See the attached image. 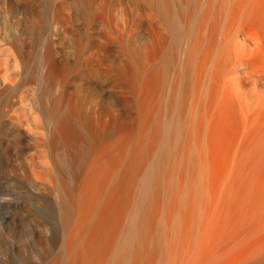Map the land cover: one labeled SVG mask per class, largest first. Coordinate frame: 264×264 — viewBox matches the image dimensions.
Wrapping results in <instances>:
<instances>
[{
	"label": "bare ground",
	"instance_id": "bare-ground-1",
	"mask_svg": "<svg viewBox=\"0 0 264 264\" xmlns=\"http://www.w3.org/2000/svg\"><path fill=\"white\" fill-rule=\"evenodd\" d=\"M93 1L80 0L88 21ZM127 3L113 58H98L108 41H79L73 62L48 41L28 80L57 184L50 231L22 264H264V0ZM8 80L0 117L12 123L20 85Z\"/></svg>",
	"mask_w": 264,
	"mask_h": 264
},
{
	"label": "rangeland",
	"instance_id": "rangeland-1",
	"mask_svg": "<svg viewBox=\"0 0 264 264\" xmlns=\"http://www.w3.org/2000/svg\"><path fill=\"white\" fill-rule=\"evenodd\" d=\"M57 1L0 0V72L7 77L0 90L8 87L12 75L20 85L9 91L14 100L8 113L12 123L7 116L0 117V264L33 262L37 258L31 253L35 247L33 236L49 233L56 213L57 172L49 152V123L34 106L39 85L28 81L31 76L36 78L35 74L39 78L46 43L52 42L59 59L66 57L73 62L79 41H108L110 49L98 53V58L104 59L113 58L114 30L126 37L127 0H94L87 8L90 12L98 8L100 16L92 21L83 18L80 0H66L63 22L55 18ZM106 32L112 37L105 39ZM16 48L29 56L26 71L21 69ZM91 86L111 98L99 82L92 81ZM75 150V145L69 144L57 151L65 172L69 155Z\"/></svg>",
	"mask_w": 264,
	"mask_h": 264
}]
</instances>
